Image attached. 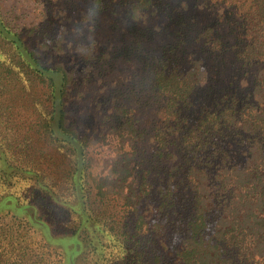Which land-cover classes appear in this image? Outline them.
<instances>
[{"label": "trees", "instance_id": "1", "mask_svg": "<svg viewBox=\"0 0 264 264\" xmlns=\"http://www.w3.org/2000/svg\"><path fill=\"white\" fill-rule=\"evenodd\" d=\"M103 12L134 29L168 20L190 40L185 64L154 69L153 154L143 162L120 107L96 169L101 145L67 126L72 73L41 64L0 14V41L25 68L0 73V264H264V0H90L83 19ZM227 53L241 79L218 86Z\"/></svg>", "mask_w": 264, "mask_h": 264}, {"label": "rangeland", "instance_id": "2", "mask_svg": "<svg viewBox=\"0 0 264 264\" xmlns=\"http://www.w3.org/2000/svg\"><path fill=\"white\" fill-rule=\"evenodd\" d=\"M89 1L0 0V14L10 29L19 33L26 44L36 51L41 64L53 67L62 63L72 73L65 97L67 126L101 145L93 150L94 167L98 169L102 155H108L113 149L108 144L115 143L109 141L110 130L116 125V111L120 107L131 109V115L137 121L140 135L137 151L146 162L153 154L150 136L157 119L156 110L161 103L154 89V69L159 60L171 64L179 60L185 64L192 48L190 40L181 46L182 38L172 32L170 23L165 24L168 20L161 22V19L150 18L135 29L122 21H115L109 12L101 13L103 15L99 18L85 20L83 16ZM177 28L178 25L175 26ZM185 38L188 39V36ZM45 43L48 45L44 48ZM178 46H181L179 51ZM19 60L12 48L1 40V75L5 73L4 69H25ZM215 64L214 77L219 76L218 86L227 83L228 78L231 81L234 77L241 79L242 72L233 62L232 54H222L213 66ZM25 75L29 87L37 88L32 94L39 95L43 89L39 86L43 85L30 77L26 70ZM28 118L29 114L23 119ZM2 133L8 142L11 141V148L14 134L10 137V122ZM30 138L45 144L44 135L35 134ZM75 242V239L65 242L71 245L70 248L73 246V250L67 249L68 253L73 251L72 256L76 255Z\"/></svg>", "mask_w": 264, "mask_h": 264}]
</instances>
